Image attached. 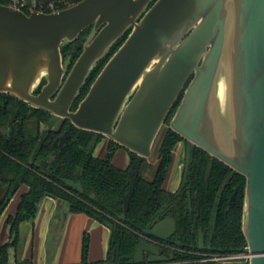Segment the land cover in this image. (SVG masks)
Segmentation results:
<instances>
[{
	"label": "water",
	"instance_id": "obj_1",
	"mask_svg": "<svg viewBox=\"0 0 264 264\" xmlns=\"http://www.w3.org/2000/svg\"><path fill=\"white\" fill-rule=\"evenodd\" d=\"M89 27L70 68L62 46ZM127 32L72 110L92 71ZM183 91L170 128L246 177L249 264H264V0H73L49 13L34 0L30 14L0 3V94L149 158ZM61 180L83 191L80 181ZM132 192L123 199L124 212ZM155 221L144 232L167 240L175 220ZM145 252L149 262L165 260L140 239L133 263L145 262Z\"/></svg>",
	"mask_w": 264,
	"mask_h": 264
},
{
	"label": "trees",
	"instance_id": "obj_2",
	"mask_svg": "<svg viewBox=\"0 0 264 264\" xmlns=\"http://www.w3.org/2000/svg\"><path fill=\"white\" fill-rule=\"evenodd\" d=\"M28 5L23 10L30 14L34 0H27ZM37 9L53 12L50 3L64 9L73 4V0H36ZM0 3L11 5L12 0H0ZM92 27L85 29L72 43L62 46L64 60L70 57V68L81 54L83 44ZM127 32L110 50L109 54L98 64L81 88L73 109L85 97L91 84L113 53L125 41ZM46 83L44 78L35 93H39ZM54 114L43 108H37L30 103L17 99L10 94H0V218L6 211L22 186L27 189L19 194V201L14 214L7 216L10 225L11 241L0 246V264L10 262V249L17 246L20 238V225L33 219L38 212L40 201L51 196L59 201L67 202L71 212L85 213L91 217L106 221V214H117L122 198L130 189L128 169H122L112 163L115 147H124L114 141L110 143L108 152L102 158L94 157L87 152V147L96 132L74 127L77 137L68 140V146L60 157L53 162L50 171H44L38 165L39 158H48L59 147L60 137L65 125L71 124L69 119L63 120L59 128L44 126L53 124ZM182 136L168 128L163 132L156 145L159 163L155 177L150 180L139 176L133 196L128 207L127 223L134 230H142L154 217L157 211L170 197L164 188V182L173 162V150ZM134 160L136 154L129 151ZM194 177L198 179V189L202 195V224L207 225L215 193L231 168L216 161L209 181L204 182L206 166L194 165ZM58 177L79 179L83 182V193L67 186ZM238 185V195L233 207H228L224 201L218 208L215 221L217 237L214 240L216 248L236 250L247 243L243 232V215L246 191V177L236 173L228 186V193ZM63 187L69 189V191ZM71 191V192H70ZM121 228V227H120ZM179 228L186 237L185 243H194L191 222L181 218ZM138 235L134 231L121 228L115 231L111 238V248L116 250V264H132ZM90 234L84 232L82 238L81 259L69 264H105V260L90 261ZM16 264H33L26 259Z\"/></svg>",
	"mask_w": 264,
	"mask_h": 264
},
{
	"label": "flooded vegetation",
	"instance_id": "obj_3",
	"mask_svg": "<svg viewBox=\"0 0 264 264\" xmlns=\"http://www.w3.org/2000/svg\"><path fill=\"white\" fill-rule=\"evenodd\" d=\"M183 93H184V91L181 92V94L179 95L178 99L176 100L173 108L171 109V111H170V113H169V115H168V117H167V119L163 125V126H166V128L163 130V132L166 131L168 128H170V121L176 112L177 106L181 101ZM75 101H76V99H75ZM75 101H74V103H75ZM74 103H73V105H74ZM79 103H78V105H79ZM75 109H73V106H72V110H75ZM65 119L66 118L55 119L53 124L50 123L49 125H46L44 127L47 128L48 126H51V127H54L57 129L60 127L63 120H65ZM74 127H76V126L74 124H72V122H71V124L65 125V129H64V131L60 137V143H59L58 149L56 151L52 152L48 158H42L41 157L38 159L37 163L44 171H50L51 170L50 168L52 167L53 162L56 161L60 157V155L62 154L64 149L68 146V140L70 138L74 137V139H75L77 137L78 134L77 135L74 134ZM76 128H78V127H76ZM79 129H81V128H79ZM170 129L173 130L172 128H170ZM163 132H162V134H163ZM112 141L116 142L114 139H112V138H110V137H108L102 133L96 132L92 138V141L90 142V144L87 147V152L88 153L91 152L94 157L102 158L108 152L110 143ZM116 143H118V142H116ZM99 144H102V147L99 150V153L96 154L95 150L97 149ZM118 144H120V143H118ZM129 151H131V150L126 148L125 146L124 147H115L114 155L112 158V163L115 166L122 168V169H128V171H129L130 189L128 190V192L126 194H128L130 191L134 192V188H135V185H136V182H137V179L139 176H142L144 178L152 180L155 177L157 166L159 163L157 151H156L157 160L155 163H152L149 159L152 155L149 158H141L135 152L134 153L136 154V156H134V160H133ZM121 152H122V154H124L128 158L124 161L123 167L118 166L114 162L117 154H119ZM152 154H153V149H152ZM139 161H141L140 164H138ZM216 161H220V162L226 164L225 162L218 159L217 157L212 156L211 153H209L208 151H206L205 149H203L202 147H200L198 145H194L191 147L189 140L182 136V139L178 141V143L176 144V146L173 150V162H172V165H171L170 170L168 172L167 178L164 182V188L170 193V197L167 200V202L164 203L162 205V207L157 211V213L154 215V217H152V219L149 221V223H150L152 220H154V221L156 220L155 223H157V222H159L165 218H173L176 222V228H175L174 232L168 237L167 240H164V239L158 238L156 236L146 234L144 232V230L147 228L149 223L142 230L137 231V230L132 229L126 221L128 207H129V204L131 202L132 197L130 199L129 204L127 205V211L124 212L123 199L126 195L125 194L124 197L122 198L120 206H119L120 211H118L117 214H106L104 212L103 214L106 215V217H107L106 221H102V220H99L98 218L92 217V218L98 220L99 222H101L102 224H104L111 231L110 240H109V248H108V252H107L108 255L105 259H101V260H105V264H108V263L116 264L117 263L116 250L111 248V238H112V235L115 231L119 232V231H121V228H124V229H128L130 231L132 230L138 235L137 243L140 239H145L148 242H150L151 244L158 247L161 251V256L165 257V260H163V261L149 262L148 258L150 257L151 254H150V252H145V255H144L145 262L140 263V264L236 263V262H214V261H210V260H205L214 254H226L229 252H237L239 250H242L243 247L246 245L245 244L244 246H242L241 248L236 249V250H224L222 248H216V246H214V240L217 237V233H216V229H215V221H216V217H217V213H218V208L222 204L223 199H224V201H226L229 208L233 207L235 205L237 195H238V185H236L234 187V189L232 190L231 193H228L229 192L228 186L231 183V180L235 176V174L240 173V172L235 171L228 164H226V165H228L231 168V170L229 171L227 176L223 179V181L220 183V185H219V187L215 193L214 201H213L212 208H211L210 219H209L207 225H204L201 222L202 221V208H201L202 195L198 189V186H197L198 179H197V177H194V169L193 168H194V165L196 162H198L200 164V166H206V170H204V172H203L204 176H205L204 182H208L210 175L212 173L213 166H214ZM174 169H175V172H174ZM136 170L138 172L134 173V171H136ZM147 172L152 173L151 178H148L145 176L147 174ZM174 173H176V175L178 174L175 178V180L176 179L177 180L173 181L172 187L170 188L168 186L169 181H170V177H172V174H174ZM61 178H65V177H58V179L60 181H62ZM68 179H72V178H68ZM72 180H74L76 182L80 181L82 183V185H83V191L82 192H80L75 187L66 184L63 181L62 182L65 183L67 186L77 190L78 192L83 193L85 191L83 182L79 179L78 180L72 179ZM23 187H25L27 189L26 186H22L20 188V190L18 191L17 195H19L21 192H24L26 190L25 189L24 191H21V189ZM63 188L67 189L66 187H63ZM67 190L69 191V189H67ZM133 192H132V196H133ZM49 197H51V196H49ZM52 198H54V197H52ZM8 207H10V205ZM163 207H164V210L162 211V213L158 214V212ZM7 209H6V211H7ZM15 210H16V208H15ZM5 212L1 216L0 220L5 216ZM14 213H15V211H14ZM14 213H8L7 216L9 214H14ZM7 216L5 218V222L7 224L9 234H8V237L5 239V241L2 244H4L5 242H8V241H11L13 239V237L10 235V225L7 223V220H6ZM181 218H188L191 222V230H192V234L194 237V243H192V244H186L185 243L186 237L184 236V234L181 232V229L179 228ZM108 223H111L113 226L110 227L108 225ZM21 225H20V228H21ZM85 232H88V231L86 230ZM88 233L90 234V232H88ZM163 234H167V232H164ZM201 238L204 240V248H198L197 247V244L199 243L198 241ZM19 240H20V238H19ZM90 241H91V234H90ZM137 243H136V245H137ZM17 246H14V248H17ZM11 249H10V252H11ZM135 251H136V246H135ZM135 251H134V253H135ZM89 254H90V252H89ZM133 258H134V255H133ZM27 259L32 260L31 258H27ZM89 259H90V257H89ZM14 260H15V262H14ZM23 260H26V259H23ZM23 260H19V258L14 259V257L12 258V254L10 253V262L12 264H16L17 262H21ZM96 261H99V260H96ZM32 262H33V260H32ZM132 264H134L133 259H132ZM236 264H242V263H236Z\"/></svg>",
	"mask_w": 264,
	"mask_h": 264
},
{
	"label": "crops",
	"instance_id": "obj_4",
	"mask_svg": "<svg viewBox=\"0 0 264 264\" xmlns=\"http://www.w3.org/2000/svg\"><path fill=\"white\" fill-rule=\"evenodd\" d=\"M177 175L174 173L170 177V188ZM24 223L30 230L22 235L20 228L18 246L10 252L14 259L31 258L34 264L77 263L81 259L86 230L91 234L90 260L105 259L108 255L110 229L85 213L71 212L66 202L46 196L39 203L35 218ZM8 234L7 227L5 239Z\"/></svg>",
	"mask_w": 264,
	"mask_h": 264
},
{
	"label": "rangeland",
	"instance_id": "obj_5",
	"mask_svg": "<svg viewBox=\"0 0 264 264\" xmlns=\"http://www.w3.org/2000/svg\"><path fill=\"white\" fill-rule=\"evenodd\" d=\"M165 128H166V126H163V127L161 128V131L159 132L158 137H157V139H156V141H155V143H154V146H153V154H152V156L149 158L150 161H151L152 163H155L156 160H157V156H156V144H157V142L159 141V139L161 138L162 132H163V130H164ZM101 147H102V144H99L98 147H97V149L95 150V153H96V154L99 153V150L101 149ZM126 159H128L127 156H125V155L122 154V152H121V153L117 154V156H116L114 162H115V164H117L118 166L123 167V165H124V161H125ZM145 176L148 177V178H151V177H152V173L147 172V174H146ZM25 189H26V188L23 187V188L21 189V191H24ZM18 201H19V195H17V196L14 198V200H13L12 203L10 204V207H8L7 211L5 212V216L0 220V245L5 241V237H6L7 224H6V222H5V218H6V216H7L8 213H14L15 208H16V206H17V204H18ZM21 228H22V230H23V231H22V235H25L26 231L30 230L29 225L26 224V223H24V224L21 226ZM13 248H14V247H12V249H13ZM12 253H13V251H12Z\"/></svg>",
	"mask_w": 264,
	"mask_h": 264
},
{
	"label": "built area",
	"instance_id": "obj_6",
	"mask_svg": "<svg viewBox=\"0 0 264 264\" xmlns=\"http://www.w3.org/2000/svg\"><path fill=\"white\" fill-rule=\"evenodd\" d=\"M28 1L27 0H12L11 6L18 8V9H24L27 7ZM49 7L54 11H58V5H55V3H50ZM33 8H31V11ZM40 11H44L42 9H38ZM253 254L251 253L248 244L243 247L242 250H239L237 252H229L226 254H214L211 255L208 259L214 262H236V263H242V264H249L251 261Z\"/></svg>",
	"mask_w": 264,
	"mask_h": 264
}]
</instances>
